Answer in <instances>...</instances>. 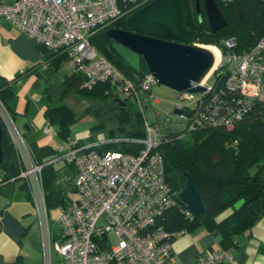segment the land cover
Wrapping results in <instances>:
<instances>
[{"label":"built area","instance_id":"1","mask_svg":"<svg viewBox=\"0 0 264 264\" xmlns=\"http://www.w3.org/2000/svg\"><path fill=\"white\" fill-rule=\"evenodd\" d=\"M149 0H13L0 1V17L36 43L68 55L70 69L83 75L81 87L91 89L109 82L118 95L131 96L141 113V138L106 136L83 142L63 139L55 151L37 160L13 113L0 97V125L9 137L16 177L22 180L34 208L38 226L40 264H175L172 237L185 230L169 231L161 217L176 205L164 177L162 121L181 128L179 136L207 126H232L257 106L264 119V35L248 49L233 50V36L224 39L225 54L200 82L203 91H178L174 108L164 118L152 109L150 71L135 84L91 43V35L106 23ZM146 110L154 113L149 121ZM174 116V118H172ZM45 132L51 126L44 127ZM120 140L138 142L135 152L104 148ZM52 164L73 168L76 197L50 215L42 168ZM186 215H194L185 208ZM233 247L207 249L194 264H223L232 260Z\"/></svg>","mask_w":264,"mask_h":264},{"label":"trees","instance_id":"2","mask_svg":"<svg viewBox=\"0 0 264 264\" xmlns=\"http://www.w3.org/2000/svg\"><path fill=\"white\" fill-rule=\"evenodd\" d=\"M197 1L200 15L195 0H181L182 23L190 32L191 43H213L225 54L223 41L230 36L236 40L233 50L242 52L264 35V0H215L226 20V24L216 31H211L209 27L203 0ZM135 9L98 28L91 35V43L137 84L147 72L146 64L141 59L140 70L135 72L109 45L106 34L108 28L126 29L125 18ZM37 48L41 59L46 62L45 86L41 96L45 105L44 115L57 125L61 138H68L69 123L75 118L68 105L57 102L59 95L66 92L108 100L118 107V124L108 129L107 136L143 137L142 116L131 96L123 97V102L115 101L119 95L108 81L98 82L91 89L82 88L83 75L79 71L71 69L69 73L59 75L61 63L68 60L65 52L51 50L38 43ZM9 83L0 76V97L11 110L9 100L13 99V92ZM161 126L164 137L157 150L162 154L164 177L177 203L166 210L160 223L169 231H186L202 225L219 233L222 247L235 246L238 237L264 216V119L260 110L254 106L232 126L197 127L187 132L190 138L184 140L182 137L186 133L179 136L181 128L174 123L162 121ZM2 131L4 156L0 166L5 169L3 180H8L16 177L18 167L9 137L3 128ZM103 147L135 152L141 144L120 140ZM56 171L52 164L42 168L49 207L64 205L69 200L65 193L67 184L60 186L55 182ZM185 172L193 180L203 201L204 211L200 215H186V205L179 198L178 193L187 180ZM71 186L70 189L75 190L73 181Z\"/></svg>","mask_w":264,"mask_h":264},{"label":"crops","instance_id":"3","mask_svg":"<svg viewBox=\"0 0 264 264\" xmlns=\"http://www.w3.org/2000/svg\"><path fill=\"white\" fill-rule=\"evenodd\" d=\"M0 1L9 3L13 0ZM44 63L35 40L21 34L0 17V76L10 82L13 99L9 104L15 122L37 160L52 155L63 139L57 129L53 131V122L44 115L45 105L41 100L46 77ZM65 63L66 71H59L61 76L71 71L66 60L61 66ZM18 82L25 83L23 97L14 91ZM38 84L42 85L39 93L34 87ZM47 124L51 126L50 132L44 131ZM55 167V182L60 186L67 184V195V190L72 188L74 171L72 168ZM5 177V169L0 166V264H40L39 234L33 205L22 180H3ZM219 239L217 231H209L202 225L177 234L172 240L175 264H194L205 250L222 247ZM232 247V260L223 264H264V216L238 237Z\"/></svg>","mask_w":264,"mask_h":264},{"label":"water","instance_id":"4","mask_svg":"<svg viewBox=\"0 0 264 264\" xmlns=\"http://www.w3.org/2000/svg\"><path fill=\"white\" fill-rule=\"evenodd\" d=\"M196 8L200 15L198 1ZM206 18L211 31L226 24L215 0H203ZM126 29L108 28V43L135 71L140 70L141 59L147 70L161 83L177 91H203L200 84L214 68L215 57L205 44L191 43L190 32L182 23L181 0H149L125 18ZM217 47V46H216ZM218 48V47H217ZM117 102H123L115 98ZM173 112H181L174 108ZM0 125V163L3 161ZM187 180L178 195L194 215L204 211L201 196L193 180Z\"/></svg>","mask_w":264,"mask_h":264},{"label":"rangeland","instance_id":"5","mask_svg":"<svg viewBox=\"0 0 264 264\" xmlns=\"http://www.w3.org/2000/svg\"><path fill=\"white\" fill-rule=\"evenodd\" d=\"M199 43V42H194ZM200 44H211L213 43H200ZM219 49V48H218ZM220 51V50H219ZM66 63L59 69L60 73L66 71ZM31 85V80L28 81ZM29 85H26V87ZM36 91L39 93L42 89V85L38 84L34 86ZM33 88V87H32ZM34 90V89H32ZM14 91L20 93L23 97L25 93V83L18 82L14 85ZM33 92V91H32ZM153 97L150 101L152 109L156 111L160 118H164L170 114L174 109V103L178 101V91L170 88L161 83H155L152 86ZM35 97V96H34ZM117 98L122 99L123 95H119ZM57 102H62L68 105L74 113L73 118L69 123L68 138L74 140H81L83 142H90L91 140H100L107 136L108 129L115 127L118 124V107L108 100L100 98H87L82 95L73 92H67L59 95ZM146 116L149 121L154 119V113L150 110H146ZM174 118V116H172ZM98 124V125H97ZM53 125V131L57 129L55 123ZM190 133H186L182 139H189ZM76 192L72 189L67 190V196L74 198ZM60 206L50 207V215L55 222V231L58 229V223L56 219L60 214ZM38 228V226H37Z\"/></svg>","mask_w":264,"mask_h":264},{"label":"bare ground","instance_id":"6","mask_svg":"<svg viewBox=\"0 0 264 264\" xmlns=\"http://www.w3.org/2000/svg\"><path fill=\"white\" fill-rule=\"evenodd\" d=\"M208 49H210L213 54H214V57H215V61H214V65H213V68L218 64L219 60H220V51L219 49L214 46V45H211V44H207L205 45ZM205 78V77H204ZM203 78V79H204Z\"/></svg>","mask_w":264,"mask_h":264}]
</instances>
